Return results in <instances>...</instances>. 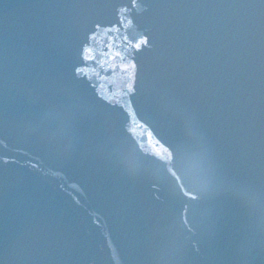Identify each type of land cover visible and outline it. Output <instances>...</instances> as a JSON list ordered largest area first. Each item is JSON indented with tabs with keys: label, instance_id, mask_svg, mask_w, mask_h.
<instances>
[{
	"label": "water",
	"instance_id": "obj_1",
	"mask_svg": "<svg viewBox=\"0 0 264 264\" xmlns=\"http://www.w3.org/2000/svg\"><path fill=\"white\" fill-rule=\"evenodd\" d=\"M0 264H264V0H0Z\"/></svg>",
	"mask_w": 264,
	"mask_h": 264
},
{
	"label": "snow or ice",
	"instance_id": "obj_2",
	"mask_svg": "<svg viewBox=\"0 0 264 264\" xmlns=\"http://www.w3.org/2000/svg\"><path fill=\"white\" fill-rule=\"evenodd\" d=\"M85 6H90V5H85ZM133 6H135V0H133ZM97 26H99V25H97ZM147 43H148L147 40H143V41H141V44H143V45H146ZM141 44H138V45L136 46L138 50L140 49ZM133 67H134V66H133Z\"/></svg>",
	"mask_w": 264,
	"mask_h": 264
}]
</instances>
